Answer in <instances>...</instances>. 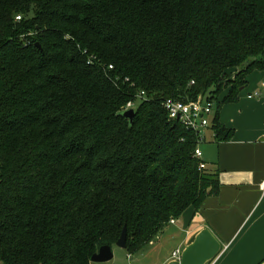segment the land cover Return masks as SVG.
<instances>
[{"label": "trees", "instance_id": "trees-1", "mask_svg": "<svg viewBox=\"0 0 264 264\" xmlns=\"http://www.w3.org/2000/svg\"><path fill=\"white\" fill-rule=\"evenodd\" d=\"M255 70L264 0H0V264H92L124 226L134 254L199 209L219 179L163 102L203 94L230 140Z\"/></svg>", "mask_w": 264, "mask_h": 264}, {"label": "crops", "instance_id": "crops-1", "mask_svg": "<svg viewBox=\"0 0 264 264\" xmlns=\"http://www.w3.org/2000/svg\"><path fill=\"white\" fill-rule=\"evenodd\" d=\"M247 80L238 100L223 104L219 112L221 124L234 131L232 138L216 137V110L202 132L199 146L208 170L217 174L218 193L209 195L199 209L190 207L171 219L142 251L133 254L122 248L117 255L114 246L111 260L92 264H167L205 227L222 243L221 253L207 264L264 261V71H253Z\"/></svg>", "mask_w": 264, "mask_h": 264}, {"label": "water", "instance_id": "water-1", "mask_svg": "<svg viewBox=\"0 0 264 264\" xmlns=\"http://www.w3.org/2000/svg\"><path fill=\"white\" fill-rule=\"evenodd\" d=\"M126 118L133 122L136 111L134 108L126 109L122 113ZM128 231L124 226L116 246L126 248ZM222 251V243L211 231L205 227L201 229L181 252L178 258L169 261L167 264H207L213 261ZM114 257L113 247L111 245H102L99 250L93 254V262H106ZM260 264H264L262 261Z\"/></svg>", "mask_w": 264, "mask_h": 264}, {"label": "built area", "instance_id": "built-area-1", "mask_svg": "<svg viewBox=\"0 0 264 264\" xmlns=\"http://www.w3.org/2000/svg\"><path fill=\"white\" fill-rule=\"evenodd\" d=\"M16 18L20 20L21 16ZM110 68H113L112 65ZM143 94L144 92L139 95V98H142ZM135 106L136 101L130 100L125 109L134 108ZM163 106L171 120L179 122L186 129L198 134V145L195 148L194 156L199 160L200 169L205 168L207 164L203 159V152L199 145L204 140L203 130L211 124V117L216 108L215 101L200 94L196 99L170 97L163 102Z\"/></svg>", "mask_w": 264, "mask_h": 264}, {"label": "rangeland", "instance_id": "rangeland-1", "mask_svg": "<svg viewBox=\"0 0 264 264\" xmlns=\"http://www.w3.org/2000/svg\"><path fill=\"white\" fill-rule=\"evenodd\" d=\"M222 93H223V92H222ZM222 93L220 94L221 96L223 95ZM216 109H217V105H216L215 110H216ZM210 125H211V124H210ZM120 249H122V248L115 247V250H116L115 253H116L117 255L120 253V252H119V251H121ZM116 254H115V255H116Z\"/></svg>", "mask_w": 264, "mask_h": 264}]
</instances>
